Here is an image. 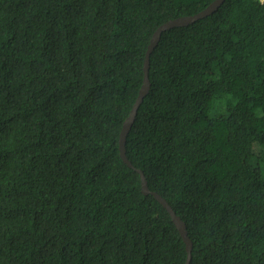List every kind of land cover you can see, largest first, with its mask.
<instances>
[{
  "label": "trees",
  "instance_id": "trees-1",
  "mask_svg": "<svg viewBox=\"0 0 264 264\" xmlns=\"http://www.w3.org/2000/svg\"><path fill=\"white\" fill-rule=\"evenodd\" d=\"M213 0H0V264H184L119 137L157 27ZM126 154L191 264H264V0L165 30Z\"/></svg>",
  "mask_w": 264,
  "mask_h": 264
},
{
  "label": "water",
  "instance_id": "water-1",
  "mask_svg": "<svg viewBox=\"0 0 264 264\" xmlns=\"http://www.w3.org/2000/svg\"><path fill=\"white\" fill-rule=\"evenodd\" d=\"M225 0H213L211 1L206 7L201 9L200 11L194 13V14H189V15H182L178 16L176 18H171L163 23H161L157 29L154 31L153 36L150 40V43L148 45L146 55H145V60H144V78H143V83L140 87L138 96L136 97V100L128 114V116L125 118L123 122V126L120 132V137H119V149H120V154L123 158V160L131 167H133L135 170H137L140 173L141 176V183H142V191L144 193H152L168 210L170 213L174 223L176 224L184 242L186 243V248H187V259L184 264H191V258H192V247H193V242L191 237L188 234V230L186 227L185 221L181 218L180 215H178L175 211V209L172 207V205L169 203V201L161 195L158 191L152 190L149 185L148 181L146 178V175L144 174V171L136 167L132 161L129 159V157L126 154V139L127 135L135 121L136 115L138 113L139 107L141 103L144 100V97L147 95V93L150 90L151 82L149 78V69H150V55L156 45L158 44L162 33L170 29L174 26H183V25H188L190 23L195 22L196 20L205 17L209 14H212L214 11H216L224 2Z\"/></svg>",
  "mask_w": 264,
  "mask_h": 264
}]
</instances>
